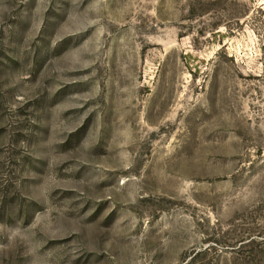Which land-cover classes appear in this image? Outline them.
Segmentation results:
<instances>
[{
    "label": "rangeland",
    "instance_id": "obj_1",
    "mask_svg": "<svg viewBox=\"0 0 264 264\" xmlns=\"http://www.w3.org/2000/svg\"><path fill=\"white\" fill-rule=\"evenodd\" d=\"M0 264H264V0H0Z\"/></svg>",
    "mask_w": 264,
    "mask_h": 264
}]
</instances>
